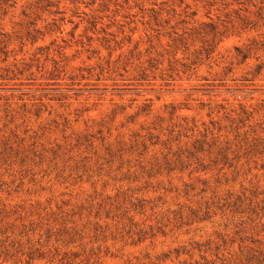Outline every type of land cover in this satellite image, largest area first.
<instances>
[{"label": "rangeland", "instance_id": "obj_1", "mask_svg": "<svg viewBox=\"0 0 264 264\" xmlns=\"http://www.w3.org/2000/svg\"><path fill=\"white\" fill-rule=\"evenodd\" d=\"M0 264H264V0H0Z\"/></svg>", "mask_w": 264, "mask_h": 264}]
</instances>
